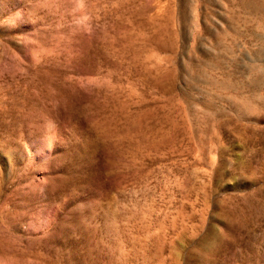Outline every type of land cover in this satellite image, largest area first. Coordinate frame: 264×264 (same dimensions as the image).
Instances as JSON below:
<instances>
[{
	"label": "rangeland",
	"instance_id": "rangeland-1",
	"mask_svg": "<svg viewBox=\"0 0 264 264\" xmlns=\"http://www.w3.org/2000/svg\"><path fill=\"white\" fill-rule=\"evenodd\" d=\"M262 99L264 0H0V264H264Z\"/></svg>",
	"mask_w": 264,
	"mask_h": 264
},
{
	"label": "bare ground",
	"instance_id": "bare-ground-1",
	"mask_svg": "<svg viewBox=\"0 0 264 264\" xmlns=\"http://www.w3.org/2000/svg\"><path fill=\"white\" fill-rule=\"evenodd\" d=\"M253 3H254V1H253ZM254 6H256L255 4H254ZM251 83V82H250ZM262 98V97H261ZM264 99H262L261 101H263ZM263 104H264V102H263ZM52 149V148H51ZM43 151V153H46V151L48 150V147L47 146H45L44 147V149H42ZM50 150V149H49Z\"/></svg>",
	"mask_w": 264,
	"mask_h": 264
}]
</instances>
